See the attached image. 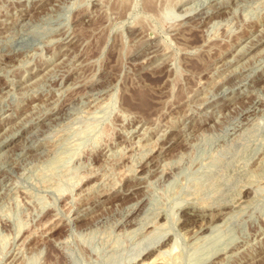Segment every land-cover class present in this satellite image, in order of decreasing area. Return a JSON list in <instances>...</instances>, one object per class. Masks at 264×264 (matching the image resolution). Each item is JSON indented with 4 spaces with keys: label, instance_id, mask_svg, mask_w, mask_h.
Masks as SVG:
<instances>
[{
    "label": "rangeland",
    "instance_id": "1",
    "mask_svg": "<svg viewBox=\"0 0 264 264\" xmlns=\"http://www.w3.org/2000/svg\"><path fill=\"white\" fill-rule=\"evenodd\" d=\"M141 262L264 264V0H0V264Z\"/></svg>",
    "mask_w": 264,
    "mask_h": 264
},
{
    "label": "bare ground",
    "instance_id": "2",
    "mask_svg": "<svg viewBox=\"0 0 264 264\" xmlns=\"http://www.w3.org/2000/svg\"><path fill=\"white\" fill-rule=\"evenodd\" d=\"M203 15H204V14H203ZM241 54H242V53H241ZM238 56H239V55H238ZM242 81H243V80H242ZM27 88H28V87H27ZM24 93H25V92H24ZM144 94H145V93H144ZM140 95H141V96H139V97H143V96H142V95H143L142 93H141ZM135 99H136V98H135ZM140 99H142V98H140ZM2 125H3V124H2ZM7 126H8V125H7ZM1 127H2V126H1ZM167 139H168V138H167ZM170 140H171V139H169V141H170ZM152 143H153V142H152ZM152 143H151V145H152ZM155 144H156V143H155ZM144 145H145V144H144ZM170 147H171V146H170ZM165 150H166V149H165ZM165 150H164V151H165ZM147 153H148V152H147ZM145 163H146V162H145ZM146 164H147V163H146ZM141 165H142V164H141ZM150 166H151V165H150ZM143 171H144V170H143ZM156 255H158V254H156ZM158 256H159V255H158ZM154 259L156 260V257L153 258V260H154ZM153 260H152V261H153ZM155 260H154V261H155ZM143 261H144V260H143ZM149 261H150V260H149ZM141 263H142V262H141ZM145 263H146V262H145ZM150 263H152V262H150ZM153 263H154V262H153ZM142 264H144V263H142Z\"/></svg>",
    "mask_w": 264,
    "mask_h": 264
}]
</instances>
